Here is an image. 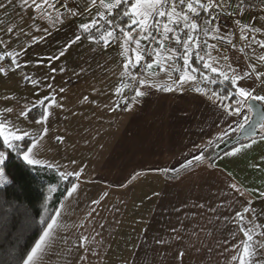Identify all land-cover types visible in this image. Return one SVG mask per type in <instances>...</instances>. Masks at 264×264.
Returning a JSON list of instances; mask_svg holds the SVG:
<instances>
[{"label": "snow or ice", "instance_id": "snow-or-ice-1", "mask_svg": "<svg viewBox=\"0 0 264 264\" xmlns=\"http://www.w3.org/2000/svg\"><path fill=\"white\" fill-rule=\"evenodd\" d=\"M13 3L14 0L0 2V9L6 12ZM15 7L21 13L30 9L33 15L30 25L23 23L22 14L19 24L0 20V75L7 77L9 73L20 72L21 81L32 86V94L37 99L24 98L26 103L18 105L14 95L2 98L5 102L17 101L18 107H0V189L7 197L8 187L15 183L9 164L13 154L28 170L55 172L60 181L69 186L64 188L58 206L51 209L48 202L58 185L47 186L45 203L41 205L44 214L38 220L39 235L11 264H47L57 254L61 255V264H91L89 257L99 260L100 249L104 247L97 239L101 233L93 229V235L85 228L88 221L78 225L65 222L70 207L66 202L78 195L81 183L87 182L81 181L86 165L69 170L59 161L45 158L50 151L48 124L55 119L54 110L64 107L56 97L65 89L55 88L54 82L56 73H65L67 68L53 67V64L65 57L73 45L84 41L94 46L93 51H107L113 46L119 49L122 71L114 94L122 98L123 110L132 111L149 94L148 89L182 91L186 84H192L193 91L220 110L225 127L218 128L209 139L194 144L195 151L179 162L178 167L158 171L166 175L175 173L176 178L182 170L194 168L219 173L223 180V187L217 193L220 203L208 210L214 214L215 223L229 229L236 242L231 243L230 248L224 247L230 243L227 239L224 244L213 243L212 233L205 228L197 227L188 232V225L180 222V226L170 228L168 239L156 237L155 245L166 247L172 241L183 244L187 235L189 243L177 250L175 264H184L190 253L199 257L197 264H220L221 260L224 264H264V223L260 222L264 220V209L258 211L255 207L257 199L264 203V155L250 164L254 173L261 174L259 186H253L254 182L247 179L238 180L233 172L218 165L219 161L245 155L254 146L264 144V0H85L83 5L75 0H15ZM247 13H252V17L243 22ZM225 14L233 17L236 29L232 32L221 25ZM76 18L86 22L75 25L71 39L57 52L31 56L30 49ZM42 24L47 26L42 27ZM26 26L30 27V32L24 30ZM21 37H28V43H20ZM29 66L47 67L49 74L36 78L24 71ZM160 73H164L170 83H158ZM126 90H130L131 95H124ZM41 92L47 94L41 96ZM87 100V96L83 97V101ZM120 108L117 103L110 110ZM34 112L36 115L32 116ZM25 124L30 126L25 127ZM234 136L244 139L237 140L230 150H223L221 145ZM55 139L64 143V136ZM70 163L76 165V160ZM253 195L255 198L250 199ZM99 203L100 200L92 201L94 205ZM19 204L22 202L4 199L0 201V213L7 218L19 211ZM94 212L92 209L87 215L91 217ZM230 225L236 227L235 232H231ZM202 234L204 239H201ZM133 248L131 260H126L125 264H157L156 249L148 248L146 241ZM149 252L153 253L151 257ZM4 264L9 261L5 260Z\"/></svg>", "mask_w": 264, "mask_h": 264}, {"label": "crops", "instance_id": "crops-1", "mask_svg": "<svg viewBox=\"0 0 264 264\" xmlns=\"http://www.w3.org/2000/svg\"><path fill=\"white\" fill-rule=\"evenodd\" d=\"M0 2L6 3L7 0ZM84 2L85 0H75V3L81 5ZM21 14L23 23L30 25L32 11L29 9L21 13L15 7L14 0L6 12L0 9V20L19 24ZM83 22L86 20L76 18L61 30L52 31V35L47 36L45 41L29 50L31 56H48L57 52L71 39L76 31L75 25ZM24 30L31 31L27 26ZM28 39L21 37L20 43L26 44ZM13 44L15 45V41ZM93 47L87 41L73 45L65 57L53 64V67L67 68L65 73H56L54 82L55 88L65 89L64 93L56 97L64 107L54 110L55 119L48 124L50 131L47 142L50 151L46 152L45 158L59 161L69 170L86 165L81 181L87 182L81 183L78 195L66 202L70 207L65 222L78 225L88 221L85 223L88 232L93 235V229L100 232L101 237L97 239L109 242L112 247L110 249H115V255L120 260L128 256L131 260L133 246L146 241L148 248L156 249L157 264H175L177 250L189 243L187 235L183 244L172 241L166 247L156 246L155 238L168 239L170 228L180 226V222L188 225V232L197 227L205 228L212 233L210 239L213 243L224 244L227 239L230 243L224 247L230 248L231 243L236 241L232 239L229 229L215 223L214 214L208 210L210 206L215 207L220 203V198H217V193L223 187L220 174L204 168H194L182 170L176 178L175 173L166 175L158 171L178 167L179 162L195 151L194 144L209 139L216 134L218 128L225 127L220 110L206 97L193 91L192 84H186L182 91L148 89L149 94L141 103L134 106L132 111H125L122 98L114 94L121 80L119 49L113 46L107 51H93ZM216 54L213 52V55ZM81 69L84 71L81 72ZM24 71L36 78L49 74L47 67L29 66ZM20 75V72L9 73L7 77L0 75V107H18L26 103L24 98L27 101L37 99L32 94V86L22 82ZM157 82L170 83L164 73H160ZM46 94L47 92H41L40 95ZM13 95L17 98L18 105L17 101L5 102L2 99ZM124 95H131V91L126 90ZM85 96L88 97L87 101H83ZM117 103H120L121 108L111 111L110 108ZM56 136H64V143H58ZM261 155H264V144L254 146L245 155L219 161L218 165L233 172L238 180L247 179L254 182L253 186H259L261 174L254 173L250 164L258 162ZM73 159L76 160V165L70 163ZM254 198V195L250 197ZM93 200H100V203L94 205ZM121 203L129 204L131 214L127 213L125 219L112 216ZM199 204L205 207H194ZM255 207L258 211L264 209V203L257 199ZM92 209L95 212L89 217L87 214ZM133 210L135 212L132 213ZM260 222L264 223V220ZM230 230L235 232L236 227L230 225ZM201 239H204L203 234ZM113 242L116 244L115 248ZM62 252L63 246L60 247V253ZM152 254L149 252L150 257ZM227 255L225 253V257ZM198 259L196 254L190 253L186 255L184 264H197ZM89 260L91 264H96L95 257L90 256ZM120 260H116L115 264H125L126 260ZM57 261L58 258L55 260L56 264ZM47 264H50L49 260ZM220 264H224V260Z\"/></svg>", "mask_w": 264, "mask_h": 264}, {"label": "trees", "instance_id": "trees-1", "mask_svg": "<svg viewBox=\"0 0 264 264\" xmlns=\"http://www.w3.org/2000/svg\"><path fill=\"white\" fill-rule=\"evenodd\" d=\"M215 87V86H213ZM36 113H32L35 116ZM31 120V117H29ZM234 144L223 149L228 150ZM12 173L15 176V183L8 187L7 197L0 189V201L4 199L22 202L19 204V211L12 213L4 218L0 213V264L4 261H11L27 250L39 235L41 225H39V216L43 215L42 204L45 203L47 196V186L49 184L58 185V190L53 194V198L48 202V207L58 206L60 200L63 199L64 188L69 186L65 182L60 181L55 172L52 171H30L21 165L18 158L13 154V159L9 162ZM7 209V205H5ZM25 209L27 213L25 214Z\"/></svg>", "mask_w": 264, "mask_h": 264}, {"label": "rangeland", "instance_id": "rangeland-1", "mask_svg": "<svg viewBox=\"0 0 264 264\" xmlns=\"http://www.w3.org/2000/svg\"><path fill=\"white\" fill-rule=\"evenodd\" d=\"M108 212H110V211H108ZM133 212H135V210H133L132 213ZM127 213L131 214V212L129 211V204L125 205V204L121 203L119 206H117V209L113 211L112 216L115 217V218H118V219H120V218L121 219H125V217H127ZM101 242L103 243L104 247L100 249L101 256H100L99 260L96 258V264H115L116 260L119 261L120 258H119V256L115 255V253H116L115 249H110L112 247L109 245V242H106V241H101ZM113 246H114V248L116 247L115 242H113ZM108 252L110 254L112 253V256H109ZM106 254H108V255H106ZM129 257L130 256H128V258L122 257L121 260L123 261V260H127L128 259V261H130ZM57 258H58L57 264H61V255L52 256L49 259V263L50 264H56L55 260ZM104 262H106V263H104ZM92 264H95V263H92Z\"/></svg>", "mask_w": 264, "mask_h": 264}, {"label": "built area", "instance_id": "built-area-1", "mask_svg": "<svg viewBox=\"0 0 264 264\" xmlns=\"http://www.w3.org/2000/svg\"><path fill=\"white\" fill-rule=\"evenodd\" d=\"M72 6V5H70ZM252 17V13H247L244 17H243V22H248ZM221 25L224 29H226L228 32H232L233 30L236 29V25L234 23L233 17L231 15H222L221 17ZM237 40H239V36L237 35ZM226 51H228V49H225Z\"/></svg>", "mask_w": 264, "mask_h": 264}, {"label": "water", "instance_id": "water-1", "mask_svg": "<svg viewBox=\"0 0 264 264\" xmlns=\"http://www.w3.org/2000/svg\"><path fill=\"white\" fill-rule=\"evenodd\" d=\"M243 139H244L243 136H234L233 139L226 140L225 143H223L221 145V148L225 149V148L229 147L230 145L235 144L237 140H243Z\"/></svg>", "mask_w": 264, "mask_h": 264}]
</instances>
